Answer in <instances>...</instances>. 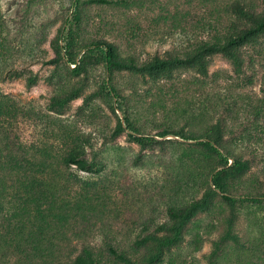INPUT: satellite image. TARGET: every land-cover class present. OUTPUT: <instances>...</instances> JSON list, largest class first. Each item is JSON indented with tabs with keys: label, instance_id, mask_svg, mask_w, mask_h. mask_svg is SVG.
<instances>
[{
	"label": "trees",
	"instance_id": "1",
	"mask_svg": "<svg viewBox=\"0 0 264 264\" xmlns=\"http://www.w3.org/2000/svg\"><path fill=\"white\" fill-rule=\"evenodd\" d=\"M73 5L65 30L58 29L51 40L54 57L47 62L52 67L44 77L51 87L46 110L54 114L65 112L82 94L85 83L77 79L96 65L102 67L110 82L106 84L102 78L98 88L86 94L76 109L78 114L87 112L91 121L96 119L93 99L109 101L113 113V99L118 107L126 102L112 83L121 72L139 78L141 85L151 81L152 89L145 90L152 97L150 105L161 106L163 95H167L190 106L186 96L193 87L206 84L209 58L223 57L236 74L244 72V63L252 68L264 65V0H73ZM86 5L108 9V19L101 28L113 36L112 41L99 37L86 42L79 37ZM159 34H181L185 40L140 60V45ZM135 46L140 49L138 53ZM182 73L189 74L178 85L173 83ZM25 81L30 87L37 77L30 74ZM247 84L251 80L247 79ZM254 100L248 106L257 123H253L255 133L249 139L262 143L260 153L264 155V118L259 122L264 114V97ZM121 110L122 122L116 116L112 136L123 130V124L130 130L127 137L142 149L170 141L140 133L124 108ZM16 115L41 118L0 95V125ZM46 118L56 126L55 147L24 149L0 127V203L6 198L11 208V212H3L0 204V264H157L183 240L190 224L198 227L194 217L200 213L208 219L218 218L224 227L212 243L210 254L214 257L221 245L238 242L231 230L240 210L237 203L244 205L258 201V196L264 198V185L261 194L254 196L255 182L247 186L241 182L250 162L224 147V120L217 119L213 126L197 132L184 125H165L155 135L193 140L179 158L184 164L178 166L181 172L176 171L177 177L169 183L166 195L161 193L165 218L159 222L151 217H120L119 213L110 217L103 200L106 192H99L96 182L78 178L70 171L72 167L86 173L104 169L96 153L87 150L92 145L90 137L73 124L49 115ZM101 122L106 126L104 120ZM140 158L137 155L135 161L138 163ZM194 185H198L195 190ZM217 196L222 202L216 200ZM96 236H100L98 244ZM74 240L76 247L71 244ZM252 243L257 244L252 246L255 252L247 264H264V239L254 238ZM214 261L208 259L210 264Z\"/></svg>",
	"mask_w": 264,
	"mask_h": 264
},
{
	"label": "rangeland",
	"instance_id": "2",
	"mask_svg": "<svg viewBox=\"0 0 264 264\" xmlns=\"http://www.w3.org/2000/svg\"><path fill=\"white\" fill-rule=\"evenodd\" d=\"M73 8V0H0V95L10 97L17 108L33 110L38 116L41 115L40 119L16 115L10 122L0 125L2 132L7 133L24 149L42 145L55 147L56 126L46 116L73 124L90 137L92 145L87 150L96 153L104 169L98 173H86L72 167L70 171L78 178L96 182L97 190L106 192L103 200L109 207V216L119 213L120 217H151L160 222L165 218V198H161V193L166 195L169 183L177 177L176 171H180L178 166H184L179 158L185 154L187 143L193 140H183L171 135L158 137L156 132L165 125L173 128L184 125L185 129L197 132L213 126L217 119L224 120L227 132L221 142L228 151L250 162V168L241 182L244 186L255 182L252 192L256 193L254 196L261 194L264 185V155L260 153L262 143L249 139L255 133L256 126L253 123L256 116L248 103L254 104L255 98L264 97V65L255 64L252 68L244 63V72L236 74L223 57L215 55L209 58L206 84L193 87L186 96L191 102L190 106L184 100L173 101L167 95H163L161 106L150 105L152 97L146 95L145 90L152 89L151 81L147 85H141L139 78H132L128 73L121 72L113 77L112 83L119 88L126 102L118 107L113 99V113L107 105L109 101L93 99L91 107L96 108V119L91 121L87 112L78 114L76 109L86 94L98 88L102 78H105L106 84L110 82L102 67L96 65L77 79L85 83L82 94L71 101L65 112L54 114L46 110L47 95L51 87L44 81V77L52 67L47 62L54 57L51 40L58 29L65 30ZM106 10L108 9L103 6L94 5L83 8L85 20L79 33L83 41L99 37L107 41L113 40V36L104 33L101 28L102 23L108 19ZM142 14L144 13L141 12L140 15ZM184 40L185 37L181 34L152 36L140 45L139 59L159 54ZM58 43L63 45L60 39ZM140 49L135 46V52L138 53ZM69 67L73 66L69 64ZM30 74L36 75L37 81L28 87L25 77ZM188 74L176 76L173 83L178 85ZM15 75L18 77H14ZM247 79L251 80V84H247ZM122 108L140 133L154 140L170 141L164 142L163 146L142 149L127 137L130 130L123 124V130L112 136L116 116L122 122ZM263 118L264 114L260 115L259 122ZM101 120L105 121L106 126ZM137 155L141 157L138 163L135 161ZM197 186L194 185L193 189ZM240 192L239 189L238 193ZM194 195L198 196L199 192ZM216 198L222 202L219 196ZM5 199H1L0 203L3 212L11 210L9 201L6 202ZM257 199L258 201L244 205L237 203L240 210L232 222L231 230L237 234L238 242H226L213 257L210 254L212 243L224 227L218 218L208 219L204 213H200L194 217L198 221V227L190 224L183 240L157 264H210L208 259L215 260L213 264H247L248 260L253 259L251 256L255 252L252 249L257 244L252 243L254 238L264 239V198L258 196ZM99 238L100 236L95 237V243L98 244ZM71 244L75 247L78 245L76 240L71 241Z\"/></svg>",
	"mask_w": 264,
	"mask_h": 264
},
{
	"label": "built area",
	"instance_id": "3",
	"mask_svg": "<svg viewBox=\"0 0 264 264\" xmlns=\"http://www.w3.org/2000/svg\"><path fill=\"white\" fill-rule=\"evenodd\" d=\"M71 66H74V64H71Z\"/></svg>",
	"mask_w": 264,
	"mask_h": 264
}]
</instances>
